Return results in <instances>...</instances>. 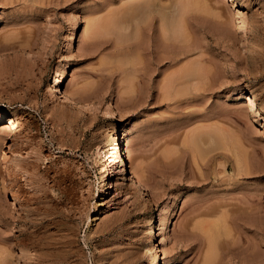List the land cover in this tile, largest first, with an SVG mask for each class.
I'll list each match as a JSON object with an SVG mask.
<instances>
[{
    "label": "rangeland",
    "instance_id": "1",
    "mask_svg": "<svg viewBox=\"0 0 264 264\" xmlns=\"http://www.w3.org/2000/svg\"><path fill=\"white\" fill-rule=\"evenodd\" d=\"M0 113V264H204L211 222L210 264H264V0H0ZM122 126L146 194L105 198L96 151Z\"/></svg>",
    "mask_w": 264,
    "mask_h": 264
},
{
    "label": "bare ground",
    "instance_id": "2",
    "mask_svg": "<svg viewBox=\"0 0 264 264\" xmlns=\"http://www.w3.org/2000/svg\"><path fill=\"white\" fill-rule=\"evenodd\" d=\"M162 8V7H161ZM159 11V17L160 18V26L162 25L161 27V30L160 32V36L162 35L159 43L156 45V48H161V49H165L167 48L168 46V38L171 37L172 38V42H171V47L173 48L172 50L173 51V54L170 53V55H173V59H175L181 52H180V43H179V40H180V36L182 35L181 34V28H180V24H179V21L177 22L178 24H174L173 25H168V27H166V24L164 25L165 20L164 19V13H166L164 11V9L160 10L158 9ZM163 11V12H162ZM161 12V13H160ZM158 14V13H156ZM147 16V15H146ZM149 17V16H148ZM165 17H166V14H165ZM179 17V16H178ZM151 18V17H150ZM180 18V17H179ZM178 18V19H179ZM142 20V19H141ZM181 21V20H180ZM137 22V21H136ZM151 23V22H150ZM171 23V22H170ZM135 24V25H134ZM132 25H134V34L137 35L139 34L138 32L141 30V29H149L150 28V25L147 24L146 21H140V22H137V23H134ZM159 26V27H160ZM144 27V28H143ZM182 29H183V26H181ZM133 31V30H132ZM133 34V35H134ZM181 34V35H180ZM183 36V35H182ZM124 37V36H123ZM137 37V36H136ZM184 37V36H183ZM132 38V37H131ZM136 41V40H135ZM138 41V40H137ZM134 42V41H133ZM132 44V43H131ZM137 47V46H136ZM142 47V46H141ZM132 48V47H131ZM154 48V47H153ZM136 49V48H135ZM165 50H162L163 52H165ZM132 51V50H131ZM137 51V50H136ZM141 51V50H140ZM157 50L155 51H152L153 53H155ZM159 51H161L159 49ZM158 51V52H159ZM157 52V53H158ZM162 52V53H163ZM133 53V52H131ZM138 53V52H136ZM135 53V54H136ZM156 53V54H157ZM158 55H160V53H158ZM139 56V53L137 55V58ZM136 57V56H135ZM166 57H168V54L167 53H163V55L161 56V59H166ZM170 57V56H169ZM171 58V57H170ZM160 60V59H159ZM158 60V61H159ZM172 60V59H171ZM161 62V61H160ZM194 66V64H192ZM189 69V66H187ZM182 69V68H181ZM176 73H171V75H169L166 79V83L165 85L167 86V88L173 84V82L177 81L182 77L187 76L190 74L189 73H192L191 70H184L186 69V67H183V70ZM190 69H193V68H190ZM246 72L248 74H253L256 72V68L254 67V65H247L246 67ZM197 73V72H196ZM186 76V77H187ZM184 77V78H186ZM187 79V78H186ZM182 82V81H181ZM54 86H55V95H57L58 98H61L63 101L66 102H71L75 105V107H77L78 109L82 110L84 113L88 111V106L86 104H84V96L82 95H79L77 92L76 93H72V91H69L65 88L64 86V81H63V78L62 76L60 75L57 79L54 80ZM171 84V85H170ZM78 94V95H77ZM247 97H245V100H248L249 102H253V98L251 96H248V95H245ZM67 105V103H66ZM70 105V104H69ZM55 108V107H53ZM56 109V108H55ZM81 112V111H80ZM113 112V111H112ZM5 120V118L3 117V115L0 113V121H3ZM7 121H9V129H14L16 128V125H15V122L14 121H11L10 119H8ZM131 131L126 128V127H121V129L118 131V134L117 136L115 137L116 140L113 141V144L110 146V145H104V149L101 150L99 147L96 151V154L97 155H101V156H106L105 158V161L107 162V164L105 165V167L103 166L102 167V171H103V184H102V187L104 188L102 190V193L105 196V198H107L108 194H112L113 192V185L117 186V188H119V180L118 179H122V178H125V177H128V181H129V186H131V188H136L137 190H140L142 194H146L144 189L142 188V186H140V184L143 182L142 181V178L140 175L144 174V172L141 174H138L137 171L138 169L136 170V165H135V158H134V153L130 147V139H129V135H130ZM212 133H209L208 134V137L209 136H213L211 135ZM197 134H195V137H196ZM204 136V134H203ZM192 137V136H191ZM194 138V136L192 137V139ZM199 138V137H198ZM197 139V137H196ZM205 139V138H204ZM207 139V138H206ZM205 139V140H206ZM201 140V137L200 139ZM203 140V139H202ZM192 141V140H191ZM206 141H209L208 139ZM101 142V141H100ZM194 143L196 142L195 141V138H194ZM192 142V143H193ZM197 142H200V141H197ZM210 142V141H209ZM201 143V142H200ZM197 145V144H196ZM195 145V146H196ZM194 146V145H193ZM199 146V144H198ZM103 147V146H102ZM97 148V147H96ZM200 148V147H199ZM195 149H197V147H195ZM101 150V151H100ZM198 150V149H197ZM202 151V150H201ZM200 151V152H201ZM203 153V151H202ZM104 162V160H103ZM142 166V165H141ZM147 166V165H146ZM143 167V166H142ZM111 170L110 172L113 174L115 173V176L117 177L115 179V181L111 180L110 182V176H109V170ZM144 169V168H143ZM140 168V171L143 170ZM146 169V167H145ZM147 170V169H146ZM145 171V170H143ZM107 180V181H106ZM111 188V190H110ZM99 197V196H98ZM144 205H147V199H145ZM208 207V206H206ZM209 208V207H208ZM207 208V210H209ZM214 208V207H212ZM207 210H205V214L207 212ZM203 212V211H202ZM203 212V213H204ZM210 212V211H209ZM213 212H214V209H213ZM202 214V213H201ZM209 214V213H208ZM218 221V220H217ZM222 222V221H220ZM210 223V221H209ZM167 224H168V218H167V213L166 211H164L163 209H161V213L159 215V223H158V227H157V234L155 236L157 237H160L161 238V242L163 241V232L165 231V229L167 228ZM220 225V224H219ZM210 235L209 236V241H208V244H209V249L208 250V255L206 256V258H204L203 260V263L204 264H210L211 262V259L214 255V251H216V248L218 247V223L217 222H211L210 225ZM221 228V227H220ZM207 229V227H206ZM209 229V227H208ZM207 229V230H208ZM222 230V229H221ZM209 231V230H208ZM208 234V233H207ZM208 239V238H207ZM156 242V240H155ZM160 244V243H159ZM157 246H158V243H157ZM222 247V246H221ZM159 250H161V252L163 253V256L161 257V261L159 260V264H173V262H175L174 258H169L165 251L161 248H159ZM217 253V252H216ZM216 257V255H215Z\"/></svg>",
    "mask_w": 264,
    "mask_h": 264
}]
</instances>
